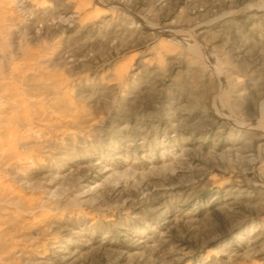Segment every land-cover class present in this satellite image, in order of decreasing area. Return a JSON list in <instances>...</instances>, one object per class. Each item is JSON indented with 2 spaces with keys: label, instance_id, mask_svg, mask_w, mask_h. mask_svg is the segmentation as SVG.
I'll list each match as a JSON object with an SVG mask.
<instances>
[{
  "label": "rangeland",
  "instance_id": "1",
  "mask_svg": "<svg viewBox=\"0 0 264 264\" xmlns=\"http://www.w3.org/2000/svg\"><path fill=\"white\" fill-rule=\"evenodd\" d=\"M0 264H264V0H0Z\"/></svg>",
  "mask_w": 264,
  "mask_h": 264
},
{
  "label": "bare ground",
  "instance_id": "2",
  "mask_svg": "<svg viewBox=\"0 0 264 264\" xmlns=\"http://www.w3.org/2000/svg\"><path fill=\"white\" fill-rule=\"evenodd\" d=\"M51 213L50 212H46L45 214H43L44 216H48L50 215Z\"/></svg>",
  "mask_w": 264,
  "mask_h": 264
}]
</instances>
